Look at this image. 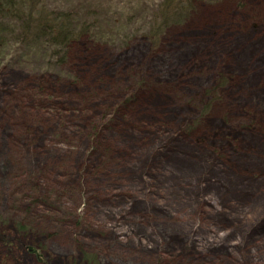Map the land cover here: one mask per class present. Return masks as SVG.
Listing matches in <instances>:
<instances>
[{"label": "rangeland", "instance_id": "374dc122", "mask_svg": "<svg viewBox=\"0 0 264 264\" xmlns=\"http://www.w3.org/2000/svg\"><path fill=\"white\" fill-rule=\"evenodd\" d=\"M124 1H49L118 40L0 68V230L39 250L16 232L0 264H264V0L200 4L155 51Z\"/></svg>", "mask_w": 264, "mask_h": 264}, {"label": "trees", "instance_id": "16d2710c", "mask_svg": "<svg viewBox=\"0 0 264 264\" xmlns=\"http://www.w3.org/2000/svg\"><path fill=\"white\" fill-rule=\"evenodd\" d=\"M49 1L51 0H0V68L30 66L44 76L66 66L73 46L83 38L90 37L104 43L118 40L114 32L119 31L115 30L116 23L121 19L119 15H81L75 10L52 8ZM212 1L126 0L120 3L117 10L121 11L126 25L137 23V16L142 19L144 26L138 28V31H142L150 48L155 51L168 29L185 24L200 4ZM140 10L144 13L143 17L139 15ZM104 23L111 27L110 32L105 31ZM223 84V78L217 80L213 90H218ZM128 99L123 103L117 102L118 110ZM211 107V102L201 104L202 111L195 122L198 123L202 116L207 115ZM28 230H31L29 224L21 221L15 226V232L10 233L11 236L4 235L0 230V242L13 243L14 234L19 232L21 235L16 234V239L20 248L38 255L36 247H30L20 240ZM11 252L15 254L16 251L7 250V253ZM79 261L78 264H95L94 256L86 251Z\"/></svg>", "mask_w": 264, "mask_h": 264}]
</instances>
